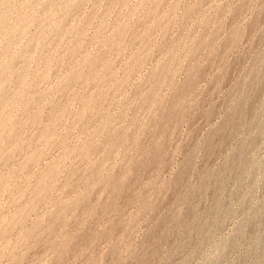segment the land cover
<instances>
[{"label":"rangeland","instance_id":"1","mask_svg":"<svg viewBox=\"0 0 264 264\" xmlns=\"http://www.w3.org/2000/svg\"><path fill=\"white\" fill-rule=\"evenodd\" d=\"M0 18V264H264V0Z\"/></svg>","mask_w":264,"mask_h":264},{"label":"bare ground","instance_id":"2","mask_svg":"<svg viewBox=\"0 0 264 264\" xmlns=\"http://www.w3.org/2000/svg\"><path fill=\"white\" fill-rule=\"evenodd\" d=\"M14 2V1H13ZM1 19V18H0ZM3 22V21H2ZM3 45V44H2ZM9 46V45H8ZM10 47V46H9ZM164 70H165V68H164ZM162 72H164V71H162ZM164 75V74H163ZM164 81V80H163ZM156 102V101H155ZM155 104V103H154ZM231 111V110H230ZM172 114V113H171ZM7 117V116H6ZM149 141V140H148ZM157 150V149H156ZM132 193H134V191L132 192ZM113 204V203H112ZM60 219V218H59ZM57 222V221H56ZM55 228H56V226H54ZM95 227V226H94ZM88 231V230H87ZM87 231H85V232H87ZM56 233V232H55ZM50 234V233H49ZM52 234V233H51ZM56 235V234H55ZM156 235H158V234H156ZM45 239V238H44ZM49 242V241H48ZM154 252V251H153ZM57 263V262H56Z\"/></svg>","mask_w":264,"mask_h":264}]
</instances>
